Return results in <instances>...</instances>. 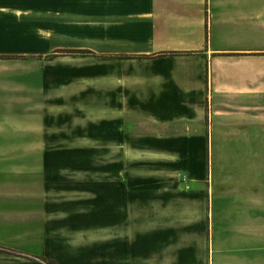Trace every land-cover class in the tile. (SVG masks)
<instances>
[{"label": "crops", "instance_id": "crops-1", "mask_svg": "<svg viewBox=\"0 0 264 264\" xmlns=\"http://www.w3.org/2000/svg\"><path fill=\"white\" fill-rule=\"evenodd\" d=\"M261 1L28 0L31 11L21 14L14 13L15 6H20L19 0H0V9L9 11L0 14V104L13 101L6 100L12 92L6 87L21 86L23 96L31 97V58L28 57L45 56L55 48L56 35L50 29H67L68 18H81L80 21L93 18L95 54L105 53L104 49L95 47V42L97 37L106 36L109 44L127 47L133 57L123 65L124 71L112 72L119 97H125L130 103L150 98L158 102L180 99L182 108L189 112L201 108L197 103L203 104V111L188 122L196 128L197 118L207 120L208 116V126L191 130L193 135L206 141L199 143L197 149L208 146L210 152H237L238 155V152L255 150L262 153L258 154L260 160L233 158L223 153L215 158L218 156L215 154L213 161L208 160L209 167L201 181L189 180L202 186L204 194V216L199 223L189 226L190 232L198 233L191 236L197 235V238L181 239L177 225L165 231L152 218L138 224L117 223L115 205L89 213L76 209L74 217L72 214L63 221L66 227L75 230L77 239L81 235L85 239L81 244L76 243L79 244L77 254L84 261L89 258V264H264V84L260 80V66L251 62V56L241 55L254 52L260 45L214 48L211 43L216 20L229 25L240 22L248 30L256 29L258 35L259 29H264V18L225 13L221 7L230 12L259 6ZM174 5H186L189 9L177 14L169 10ZM206 5L207 15L203 13ZM149 40L152 44L147 46ZM166 49L201 51L203 57L195 68L185 71L188 77L180 82L174 70L161 67L165 53L158 52ZM140 55L151 57L136 58ZM160 68L168 70L160 71ZM1 116L0 110V121ZM217 119L225 120L223 125L228 129L224 133L216 129ZM15 134H20L19 130L0 127V135ZM19 146L0 138V152ZM22 160L26 163V174L20 171L19 158H0V248L10 239L30 238V232L20 230L19 226L24 222L36 223L42 231V242L30 254L40 258L46 256V217L35 207L40 203L32 204L31 199L47 193L31 198V184L40 180L32 181L29 177L21 180V176H30L31 172L29 159ZM216 162L217 175L214 174ZM151 193L155 195L153 198L160 199L157 191ZM139 195L141 199H148V192H139ZM155 210L157 214L158 208ZM105 212L108 219L98 218ZM55 225L65 227L62 221ZM123 231H131V236L119 233Z\"/></svg>", "mask_w": 264, "mask_h": 264}, {"label": "rangeland", "instance_id": "rangeland-1", "mask_svg": "<svg viewBox=\"0 0 264 264\" xmlns=\"http://www.w3.org/2000/svg\"><path fill=\"white\" fill-rule=\"evenodd\" d=\"M19 1L20 6H15L14 13L31 11L28 0ZM221 8L229 14L245 13L264 18V0L259 6L230 12ZM188 9L186 5L169 8L177 14ZM205 9L203 13L207 15L209 7L206 5ZM8 12L0 9V14ZM68 19L67 29H50L56 35L55 48L51 52L28 57L31 58V97L23 96L21 86L6 87L12 91L6 100L12 98L13 101L0 104L3 108L0 109L3 114L0 127H11L20 133L0 135L4 142L20 145L0 152V158H19L23 174H26V163L22 159H29L30 176H21V180L28 177L32 181L40 180L31 184V198L47 193L39 199H31L32 204L40 203L35 207L45 213L46 256L31 257L30 253L40 247L42 231L36 223L24 222L19 228L29 231L30 238L8 240L4 248H0V264H89V258L84 261L76 251L85 239L82 235L77 239L75 230L66 227L63 221L72 214L74 217L76 209L81 208L89 213L96 208L115 205L117 223L138 224L152 218L151 221L157 219L165 231L177 225L181 239L197 238V235L191 236L198 233L190 232L189 226L199 223L204 216V194L202 186L189 183V180L201 181L205 169L208 170V160L213 161L215 154H218L215 158L223 153L233 158L261 159L258 155L261 152L255 150L237 155V152H210L208 146L197 149L204 139L193 135L191 130L208 126V116L207 120L197 118L196 128L188 122L197 112L203 111V104L197 103L201 108L189 112L182 108L184 104L180 99L158 102L150 98L130 103L125 97H119L115 93L113 73L124 71L123 65L133 58L129 49L109 44L107 37L101 36L96 38L95 47L104 49L105 53L95 54L93 18ZM104 27L106 30V24ZM263 36V28L257 35L256 29L248 30L240 22L229 25L216 20L211 43L214 48L260 45L254 52L241 55L251 56V62L260 66V80L264 84ZM150 44L149 40L147 46ZM200 52L166 49L158 54L165 53L161 67L174 70L175 78L181 82L188 77L185 71L195 68L203 57ZM150 57L136 56L143 60ZM162 69L168 70L160 68V71ZM168 82L170 79L166 80ZM224 122L217 119L215 123L221 133L228 129ZM216 165L217 162L215 175ZM152 191H157L160 199L153 198ZM139 192H148V199L139 198ZM98 218L108 219L106 212ZM60 221L66 228L55 225ZM119 233L130 235L131 231Z\"/></svg>", "mask_w": 264, "mask_h": 264}, {"label": "trees", "instance_id": "trees-1", "mask_svg": "<svg viewBox=\"0 0 264 264\" xmlns=\"http://www.w3.org/2000/svg\"><path fill=\"white\" fill-rule=\"evenodd\" d=\"M189 54H192V53H185V55H189Z\"/></svg>", "mask_w": 264, "mask_h": 264}]
</instances>
